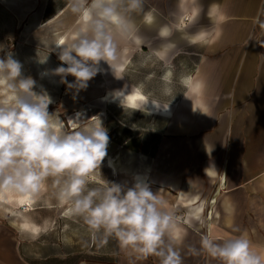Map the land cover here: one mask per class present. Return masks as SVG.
<instances>
[{"label": "crops", "instance_id": "0c3cea01", "mask_svg": "<svg viewBox=\"0 0 264 264\" xmlns=\"http://www.w3.org/2000/svg\"><path fill=\"white\" fill-rule=\"evenodd\" d=\"M39 1L43 24L72 13L80 26L74 0ZM148 11L155 17L151 26L144 20ZM127 18L130 36L111 28L113 37L127 41L117 47L118 69L129 50L145 47L144 26L159 65L183 68L181 84L168 93L173 110L163 114L166 128L145 177L177 217L174 247L182 264H220L202 250L190 251L200 250L205 236L222 242L246 234L264 254V0H144V11ZM163 26L170 35L160 36ZM168 43L175 47L165 48ZM150 110L159 115L152 105ZM3 232L0 225V264H26L13 248L1 249L8 238ZM112 259L110 264H160L159 257L138 259L119 243Z\"/></svg>", "mask_w": 264, "mask_h": 264}, {"label": "clouds", "instance_id": "9594fccd", "mask_svg": "<svg viewBox=\"0 0 264 264\" xmlns=\"http://www.w3.org/2000/svg\"><path fill=\"white\" fill-rule=\"evenodd\" d=\"M86 2L74 0L72 11L82 14L83 23L68 40L56 42L61 65L51 70L73 92V99L102 71L101 61L109 65L116 79H123L118 74L117 45L111 28L130 36L133 25L127 14L144 11V0H91L84 7ZM144 20L151 26L153 12L144 13ZM159 34L170 35L169 27H161ZM68 76L74 80L69 82ZM35 86L33 78L23 76L22 64L11 53L0 58V87L11 93L10 99H0V196L11 191L33 198L45 180L54 177L59 186L57 199L70 203V213L82 217L90 231L102 232L105 241L115 237L122 250L136 254L138 259L155 255L160 264H182L174 247L177 217L147 183L137 181L127 186L106 180L103 186L88 187V177L100 170L110 143L100 117L85 120L77 113L76 118L69 119L73 131H57L49 113L52 98L43 88L34 91ZM107 98L131 113L148 114L149 102L160 107L142 86L129 89L125 85L112 90ZM59 127L62 129L63 124ZM210 169H205L206 174ZM201 250L220 264H264V254L253 249L246 234L222 242L202 237L201 249L190 251L199 254Z\"/></svg>", "mask_w": 264, "mask_h": 264}, {"label": "rangeland", "instance_id": "374dc122", "mask_svg": "<svg viewBox=\"0 0 264 264\" xmlns=\"http://www.w3.org/2000/svg\"><path fill=\"white\" fill-rule=\"evenodd\" d=\"M43 7L44 3L38 0H0V58L11 53L22 64L23 76L36 81L34 91L39 92L41 88L47 91L53 101L49 113L57 131H73L69 119L76 118L77 113L85 120L100 117L110 143L100 170L88 177L89 188L103 186L106 180L127 186L137 181L145 182L150 171L149 158L155 151L159 133L166 128L167 117L163 114L173 110L172 106L164 108L170 103L168 93L181 84L183 68L159 65L151 52V31L144 26L140 31L145 47L129 50L127 62L118 69L123 79H116L113 73L106 75L109 67L101 61L102 71L73 99V92L51 70L61 65L55 44L60 36L68 37L69 32L77 29L74 26L76 18L69 13L43 24ZM114 41L117 47L127 42L117 33ZM40 70H47L49 74L39 79ZM67 80L71 82L74 77L68 76ZM125 85L129 89L142 86L149 99L155 100L160 107L149 102L148 114L124 111L107 97L112 90ZM3 95L5 92L0 91V97ZM151 105L159 115L150 110ZM55 179L45 180L34 204L27 209L6 208L0 203V225L8 235L1 249L13 248L17 258L26 264H110L118 241L115 237H107L105 241L102 232L90 231L82 217L71 214L70 203L57 199L59 186Z\"/></svg>", "mask_w": 264, "mask_h": 264}, {"label": "bare ground", "instance_id": "6f19581e", "mask_svg": "<svg viewBox=\"0 0 264 264\" xmlns=\"http://www.w3.org/2000/svg\"><path fill=\"white\" fill-rule=\"evenodd\" d=\"M82 23H83V18L81 20V25H82ZM73 33L74 32L70 33L68 35V37L65 36V35H62V36L59 37V39L64 38L65 40H68ZM57 52H58V50L56 49V53ZM48 74L49 73L47 72V70H40L38 78L42 79L45 76H47ZM52 80H55V79H52ZM38 87L40 88L41 84H39ZM6 90H7L6 88L0 87V91H4L5 92V95L0 97L1 99H10L11 93L9 91H6ZM34 202H35V197H33V198H25V197H22V196L16 194L15 192H11V191L5 192V193L2 194V196H0V203L2 205H4L6 208L12 207V208H16V209H19V208L27 209V207L33 205Z\"/></svg>", "mask_w": 264, "mask_h": 264}, {"label": "built area", "instance_id": "2783aa9c", "mask_svg": "<svg viewBox=\"0 0 264 264\" xmlns=\"http://www.w3.org/2000/svg\"><path fill=\"white\" fill-rule=\"evenodd\" d=\"M179 220H180V218H179Z\"/></svg>", "mask_w": 264, "mask_h": 264}]
</instances>
